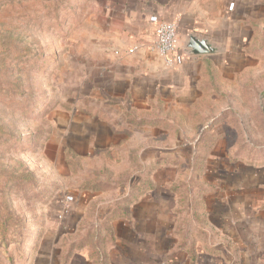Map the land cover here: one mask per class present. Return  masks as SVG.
Returning a JSON list of instances; mask_svg holds the SVG:
<instances>
[{"label":"rangeland","instance_id":"374dc122","mask_svg":"<svg viewBox=\"0 0 264 264\" xmlns=\"http://www.w3.org/2000/svg\"><path fill=\"white\" fill-rule=\"evenodd\" d=\"M225 1L207 7V31L228 51L193 73L169 67V84L145 100L115 73L111 0H0V264H92L95 247L109 264L129 233L151 236L154 253L175 239L189 254L221 237L232 245L228 223L264 224V0ZM155 115L167 125L134 123ZM202 128L214 143L194 162ZM140 170L153 189L129 209H150L164 228L136 226L130 213L107 218Z\"/></svg>","mask_w":264,"mask_h":264},{"label":"crops","instance_id":"0c3cea01","mask_svg":"<svg viewBox=\"0 0 264 264\" xmlns=\"http://www.w3.org/2000/svg\"><path fill=\"white\" fill-rule=\"evenodd\" d=\"M111 1V5L110 7L107 6L104 15L111 20V36L113 42L116 44L113 46V50L116 48V51H118L115 61L117 62L116 69L119 72L115 71V73L126 74L127 83H122L121 85L123 88L125 85L129 86L127 91L131 95L134 94L139 98H145V100L150 97L152 98L157 93L159 87L162 89V87L169 84V67H177L178 65L181 71L189 68L190 72L193 73L195 70H200L203 61L207 60L210 64L214 65V55L223 50L228 51L226 47H220V42L216 41L207 31V24L210 23L208 16L210 10L207 12V7L221 0ZM231 1L227 2L226 0L225 2L227 4ZM161 20L174 21L179 30V48L174 64L168 67L154 47L155 26ZM232 27L233 22L231 18L229 25L225 24V29L228 28L229 30ZM189 33H195L199 37L206 38L217 48V51L210 54L188 53L184 44L186 36ZM106 57L113 58L111 54ZM179 75L183 76V72H180ZM116 77L114 76V79ZM172 78L174 79L175 77ZM142 117L152 119L160 116ZM143 125L148 127V125L153 124L145 123ZM205 131L206 128H202L200 133ZM220 193H222L223 198L220 197L219 202L216 204L217 210L220 212L217 219L221 222L223 221L225 224L231 222L232 217L227 214L231 213L226 209L228 204L227 192L223 191ZM233 200L234 202L239 201L237 205L242 207L244 202L242 194L234 195ZM138 205H132L130 209L128 208L130 220L136 221V218L140 217L137 220L139 222H134L136 226L140 225L141 228H155L157 230L160 229V226L164 228L161 221L152 222L153 224L149 222L152 213L150 209L143 210L142 216L144 218L141 217V209L140 211L136 210ZM260 213L264 215V212ZM137 214L140 215L138 216ZM243 219L241 218L238 222L228 223L225 226L229 229V233L226 235L225 232V235L229 236L232 245H229V241H223L225 239L221 237L220 239L217 238L215 242H210L207 248H201L196 243L195 248L188 254L184 249H177L175 239H169L167 240L168 242H164L167 244L165 251L154 253L151 248V236L150 238H142L134 235L131 236L129 233V235L116 237L114 246L109 248L108 261L109 264H264V224L259 227L254 226L250 223L251 218L249 215L248 220L241 221ZM117 224L123 225V227L125 225L126 227L128 225L132 227L133 225L131 222H127V220L119 221ZM224 224L222 223L223 227ZM173 245H176V250H173Z\"/></svg>","mask_w":264,"mask_h":264},{"label":"trees","instance_id":"16d2710c","mask_svg":"<svg viewBox=\"0 0 264 264\" xmlns=\"http://www.w3.org/2000/svg\"><path fill=\"white\" fill-rule=\"evenodd\" d=\"M135 124H145V123H149V124H153V125H159V124H164L167 125L165 119L160 118V117H155L152 119H146V118H141L138 120H134ZM169 126V124H168ZM208 129H206L205 132L201 133L194 144V148H195V153H194V162H197V160H201L203 155L201 154V151H206L209 150L210 147L212 146L213 142V138L211 134L207 133ZM205 155V153H203ZM171 157V158H169ZM168 159H172L171 162L177 164V165H182L184 164V160L182 158H180L178 155L176 156H167ZM166 158V162L167 161ZM133 163H139L138 160L134 157L132 160ZM129 178L130 177H134L133 183L131 185V187L129 188V191L127 193V195H124L116 200H114L113 202H111L110 208L111 210L109 211V214L107 216V218L110 219H118V218H127L129 215V204L131 202V199L135 198L136 195L142 194L146 191H149L151 189H153V183L151 182V180H149L147 178L148 174L147 172L144 173L141 170L139 171L138 174H128ZM108 206V205H107ZM89 212L91 213V209L92 212H96V207L94 208V205L92 204L89 207ZM92 214V213H91ZM92 222V221H91ZM1 223V222H0ZM88 232V231H87ZM101 241V238H97L95 240V244H99L98 241ZM75 242V241H74ZM77 245L83 246L84 244L87 243L86 238L82 237V238H78L76 240ZM90 260L92 262V264H108L107 260H106V255L103 254V250H99L98 248L95 247V249L91 250L90 254Z\"/></svg>","mask_w":264,"mask_h":264},{"label":"built area","instance_id":"2783aa9c","mask_svg":"<svg viewBox=\"0 0 264 264\" xmlns=\"http://www.w3.org/2000/svg\"><path fill=\"white\" fill-rule=\"evenodd\" d=\"M154 47L167 66L174 64L177 53V25L174 21L161 20L154 30Z\"/></svg>","mask_w":264,"mask_h":264},{"label":"water","instance_id":"95a60500","mask_svg":"<svg viewBox=\"0 0 264 264\" xmlns=\"http://www.w3.org/2000/svg\"><path fill=\"white\" fill-rule=\"evenodd\" d=\"M184 47L190 54H210L217 51V48L206 38L199 37L195 33L187 34Z\"/></svg>","mask_w":264,"mask_h":264}]
</instances>
